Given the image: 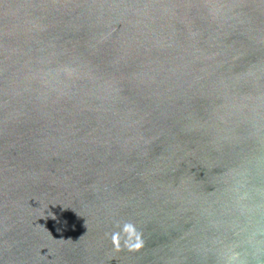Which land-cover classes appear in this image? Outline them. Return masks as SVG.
<instances>
[{"label":"water","instance_id":"obj_1","mask_svg":"<svg viewBox=\"0 0 264 264\" xmlns=\"http://www.w3.org/2000/svg\"><path fill=\"white\" fill-rule=\"evenodd\" d=\"M0 264H264V0H0Z\"/></svg>","mask_w":264,"mask_h":264},{"label":"clouds","instance_id":"obj_2","mask_svg":"<svg viewBox=\"0 0 264 264\" xmlns=\"http://www.w3.org/2000/svg\"><path fill=\"white\" fill-rule=\"evenodd\" d=\"M116 227L120 230L111 234V241L117 251L121 249L122 243L124 248L132 252L140 251L143 248L144 241L142 234L133 223L125 222L122 228L120 224H117Z\"/></svg>","mask_w":264,"mask_h":264}]
</instances>
